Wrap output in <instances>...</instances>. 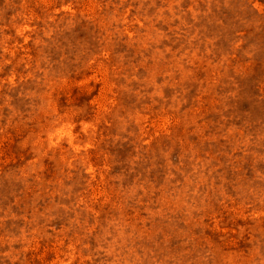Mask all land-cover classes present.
<instances>
[{
	"label": "rangeland",
	"instance_id": "rangeland-1",
	"mask_svg": "<svg viewBox=\"0 0 264 264\" xmlns=\"http://www.w3.org/2000/svg\"><path fill=\"white\" fill-rule=\"evenodd\" d=\"M0 264H264V0H0Z\"/></svg>",
	"mask_w": 264,
	"mask_h": 264
}]
</instances>
